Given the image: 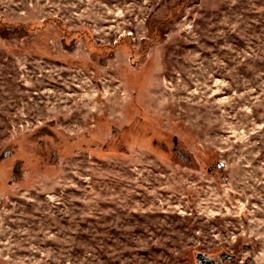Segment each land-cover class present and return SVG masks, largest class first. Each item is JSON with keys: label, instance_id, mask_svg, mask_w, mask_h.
<instances>
[{"label": "rangeland", "instance_id": "obj_1", "mask_svg": "<svg viewBox=\"0 0 264 264\" xmlns=\"http://www.w3.org/2000/svg\"><path fill=\"white\" fill-rule=\"evenodd\" d=\"M0 264H264V0H0Z\"/></svg>", "mask_w": 264, "mask_h": 264}]
</instances>
